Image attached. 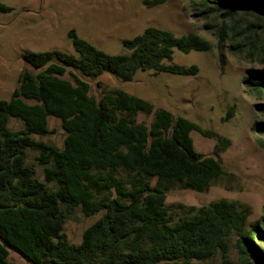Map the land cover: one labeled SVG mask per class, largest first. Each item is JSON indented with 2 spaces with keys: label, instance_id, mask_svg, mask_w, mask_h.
<instances>
[{
  "label": "trees",
  "instance_id": "16d2710c",
  "mask_svg": "<svg viewBox=\"0 0 264 264\" xmlns=\"http://www.w3.org/2000/svg\"><path fill=\"white\" fill-rule=\"evenodd\" d=\"M191 1L200 16L217 18L204 27L214 28L218 49L228 42L230 50L248 58L261 55L264 0ZM0 9L9 8L0 3ZM68 36L74 53H24L26 66L17 85L8 100L0 99V264H13L8 250L32 264H218L212 262L218 252L222 264H234L227 256L232 238L240 264H264V208L248 222L246 207L221 198L198 207L181 204L184 212L174 219L165 202L174 184L203 191L232 177L219 157L194 148L192 131L215 138L216 149L227 142L122 89L95 98L89 83L75 73L96 78L106 72L124 81L138 71L194 75L196 65L170 63L172 54L207 51L209 41L148 26L122 40L127 52L108 53L74 29ZM244 82L251 92L264 95V65L247 69ZM139 112L152 115L150 124L137 121ZM50 116L60 120L65 132L61 147L32 136L49 132ZM10 118L22 126L11 129ZM255 125L264 135V120ZM28 150L43 166V179L27 162ZM75 207L85 215L102 211L78 244L63 231Z\"/></svg>",
  "mask_w": 264,
  "mask_h": 264
},
{
  "label": "rangeland",
  "instance_id": "374dc122",
  "mask_svg": "<svg viewBox=\"0 0 264 264\" xmlns=\"http://www.w3.org/2000/svg\"><path fill=\"white\" fill-rule=\"evenodd\" d=\"M0 3L9 8L0 9V99L4 100L10 98L19 73L26 66L24 53L47 50L74 53L68 36L70 29L108 53L127 52L122 40L132 38L148 26L164 28L176 35L197 34L209 41L211 47L207 51L175 50L172 54L170 63L196 65L198 71L194 75L138 71L131 80L124 81L106 72L96 78L75 73L89 83V93L95 98L103 92L122 89L149 101L155 109H167L174 116H184L214 131L227 142L225 148L216 149L215 138L203 137L197 131L190 133L194 148L204 155L219 157L232 177H225L203 191L174 184L166 191L165 200L174 219L184 212L181 204L198 207L221 198L236 200L246 207L248 222L259 218L264 208V135L259 133L255 121L264 120L260 112L264 109V95L251 92L244 76L247 69H261L264 65V48L259 57L252 59L230 50L228 42L218 49L214 28L204 27L217 18L197 14L191 0H163L152 6L144 0H0ZM65 77L72 79L69 74ZM151 120V114H137V121L150 124ZM8 126L18 129L22 123L10 118ZM48 127L47 134H34L33 138L61 147L65 132L60 120L48 117ZM27 162L33 165L36 176L43 179V166L35 152L27 151ZM155 182V177L150 179L151 185ZM101 214L102 211L85 215L75 207L63 224L68 241L78 244L84 229ZM234 242L232 238L227 256L234 264H240ZM7 259L13 264H32L12 250H8ZM222 260L221 252L212 258L218 264Z\"/></svg>",
  "mask_w": 264,
  "mask_h": 264
}]
</instances>
